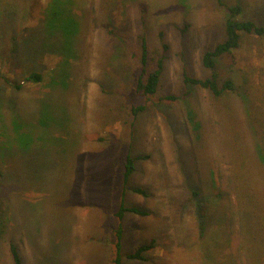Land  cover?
<instances>
[{
  "label": "rangeland",
  "instance_id": "rangeland-1",
  "mask_svg": "<svg viewBox=\"0 0 264 264\" xmlns=\"http://www.w3.org/2000/svg\"><path fill=\"white\" fill-rule=\"evenodd\" d=\"M224 1L264 25V0ZM227 6L0 0V264H13L11 240L23 264H115L121 226L122 264H264L263 234L250 240L241 217L255 199L234 182L245 173L261 186L259 165L264 180V37L242 32L240 48L205 67L204 53L225 40ZM144 40L150 71L165 55L151 96L137 89ZM215 70L236 90L215 97L185 82ZM32 72L43 80L28 81ZM123 201L148 215L119 218ZM254 219L263 229L264 213ZM152 242L148 259L128 257Z\"/></svg>",
  "mask_w": 264,
  "mask_h": 264
},
{
  "label": "trees",
  "instance_id": "trees-1",
  "mask_svg": "<svg viewBox=\"0 0 264 264\" xmlns=\"http://www.w3.org/2000/svg\"><path fill=\"white\" fill-rule=\"evenodd\" d=\"M218 2L221 5H226L224 0H218ZM229 15L225 20V40L219 42L214 49L208 50L204 53L203 56V65L210 69H215L219 59L224 56L225 54L232 55L235 50L241 47L242 44V32H247L249 34H255L260 37H264V25L258 24L254 20H240L238 19V16L242 12V6L241 5H235V6H227ZM61 10V9H60ZM60 27H58L59 29ZM110 32L115 34L113 29H110ZM163 35V33H162ZM167 47V46H166ZM164 59L165 55L161 56L157 59L156 62V68L152 71L148 69V63H149V52H148V46L146 40L143 41V54L141 58L142 62V73L138 79V85L137 89L138 91L145 95V96H151L154 95L157 92L158 86L161 81V77L164 71ZM26 79L28 81H33L35 83L41 82L43 80V75L39 72H32L26 76ZM185 82L187 85H197L201 88H204L206 90H209L213 93L215 97H219L222 95H225L226 93H229L230 91L236 90L235 83L232 79H226L223 82H220L219 80V73L218 71H213L211 76L207 78H196L191 77L189 75L184 76ZM18 89L23 86L20 84L14 85ZM168 99H177V96L169 95L167 97ZM144 106H138L133 109L134 113L137 114L139 111L143 110ZM260 151L258 152V158L260 159L259 163L264 168V147L261 146ZM4 148L0 150V158L2 157V151ZM250 153V152H249ZM7 159L6 157H4ZM4 159V160H5ZM137 160V157H134L131 153L128 154L126 164H125V172H124V178L125 182L127 183L129 180L130 175L134 172L136 169L135 167V161ZM244 168V167H243ZM261 167H253L251 170L256 171L258 174V179H255L256 182L262 183L261 186H251L250 179L246 177L245 173L241 174V178L234 181L235 184H237L240 192H238V195H241V198L245 199V197H252L255 199V202L248 201L250 205L248 207L253 210H247L245 208V205L241 206V217H242V224L244 228H248L250 235V240L255 239L258 237L259 233L263 234L262 240L259 242H264V228L258 229L257 231H253L255 226V221L253 224H251L252 219H254V216L259 213H264V194L260 193H251L250 190L258 189V187H264V180L261 179L260 173H261ZM264 170V169H263ZM244 171L248 174L249 172L245 170ZM3 172L0 171V175H2ZM241 186V187H239ZM136 191L141 193H147L142 188H137ZM195 195L198 196L199 192H195ZM249 195V196H248ZM260 195V196H259ZM205 206H201L199 204V214L203 217V215L206 217L200 221L201 227L206 228L210 226V220H208V217L206 214H204ZM127 211H133L141 215H148L149 211L145 209H140L138 207H127L122 202L120 209L116 212V215L123 219L124 215ZM2 210L0 208V235L3 230V227L5 224L2 221ZM255 220V219H254ZM264 226V225H263ZM117 241L115 243L116 249H115V255H114V263L115 264H122V233L123 228L122 226L117 229ZM257 239V238H256ZM154 247V242L150 244H143L141 245L134 253H131L128 255L131 259H148L146 256V252H148L151 248ZM10 251L13 258V264H23V259L20 253V250L18 248V245L15 243L14 240H11L10 242Z\"/></svg>",
  "mask_w": 264,
  "mask_h": 264
}]
</instances>
